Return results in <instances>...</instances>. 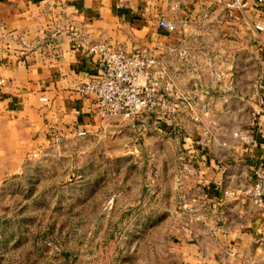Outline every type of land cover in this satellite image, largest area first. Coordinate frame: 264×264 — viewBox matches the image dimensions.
Wrapping results in <instances>:
<instances>
[{
	"label": "crops",
	"instance_id": "1",
	"mask_svg": "<svg viewBox=\"0 0 264 264\" xmlns=\"http://www.w3.org/2000/svg\"><path fill=\"white\" fill-rule=\"evenodd\" d=\"M177 1L0 0V135L20 125L76 133L110 128L107 120L94 117L92 100L75 91L97 72L84 55V43L106 42L126 52L162 46L170 102L179 113L172 123L147 118L133 127L142 137L147 129L155 132L153 142L165 168L160 174L173 162L176 190L204 194L215 202L220 189L236 193L214 222L207 219L203 227L197 226L202 229L195 231L198 237L173 232L180 264H264V247L254 244L264 237V203L255 207L244 194L253 170L264 174V133L250 125L254 111L264 121V100L257 106L252 97L257 83L264 85V5L242 0L248 2L246 9L224 10L214 6L216 0H184L173 12ZM205 12L208 19L202 21ZM159 19L175 22L176 32L165 34L158 28ZM156 54L161 57V52ZM250 67L255 68L251 76ZM244 98L254 102L245 121L246 130L254 132L249 146L233 138L245 119L238 118L242 112L224 105ZM199 105L210 108L209 119L199 113ZM235 115L238 123L231 122ZM205 128L211 129L208 138L201 135ZM198 141L208 146L207 162L196 154ZM180 153L191 164L183 176Z\"/></svg>",
	"mask_w": 264,
	"mask_h": 264
},
{
	"label": "rangeland",
	"instance_id": "2",
	"mask_svg": "<svg viewBox=\"0 0 264 264\" xmlns=\"http://www.w3.org/2000/svg\"><path fill=\"white\" fill-rule=\"evenodd\" d=\"M224 105L247 128L252 99ZM132 124L109 118L85 137L21 125L1 133L0 264H180L173 232L198 237L201 227L178 216L187 194L173 162L160 174L155 132L142 137Z\"/></svg>",
	"mask_w": 264,
	"mask_h": 264
},
{
	"label": "built area",
	"instance_id": "3",
	"mask_svg": "<svg viewBox=\"0 0 264 264\" xmlns=\"http://www.w3.org/2000/svg\"><path fill=\"white\" fill-rule=\"evenodd\" d=\"M253 1L257 5H264V0ZM184 4V0H178L171 6L170 10L175 12ZM214 6L224 10H242L247 8L248 2L216 0ZM208 16V13L205 12L200 18L205 21ZM158 28L165 34L171 35L176 32L177 25L175 22L159 19ZM255 30L262 31V28L256 26ZM84 44V55L92 61L97 72L87 83L76 86L75 91L81 97L92 100L94 117L103 120L115 118L131 123H142L147 118L173 122L179 110L170 102L169 98L172 87L164 68V54H162L165 50L164 47L155 46L153 49L144 47L126 52L120 47L106 42ZM156 52H161L160 58L157 57ZM179 53L181 56L185 55L181 50ZM214 74L217 79H222L219 73L214 72ZM252 97L258 102L264 100V85L262 83H257ZM41 101H46V99L42 98ZM187 106L190 107L189 104ZM197 108L203 117L210 118L211 110L207 105H199ZM260 113V111L253 112L250 125L259 128V132L264 133V121L260 120L258 116ZM194 121L198 122L196 119ZM210 125L215 127L214 122H210ZM210 134L211 129L205 128L201 135L202 138H208ZM77 136L85 137L86 132L79 131ZM233 138L242 145L249 146L254 143V132H249L246 128L239 126L233 134ZM197 144L199 149L196 154L201 161H209L210 155L207 144L199 143V141ZM177 161L180 163V175L183 176L190 169V158L180 153ZM252 178L253 181L244 194L255 207H261L264 203V174L255 168ZM235 196V192L222 191L221 189L217 202L204 194L184 195L179 200L178 216L189 225L199 226L203 224L204 219H216V216L222 211L225 201ZM254 244L264 247V237L256 240Z\"/></svg>",
	"mask_w": 264,
	"mask_h": 264
}]
</instances>
